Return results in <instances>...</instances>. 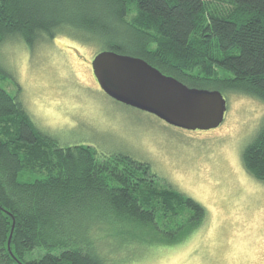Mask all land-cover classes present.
<instances>
[{"label": "trees", "instance_id": "obj_1", "mask_svg": "<svg viewBox=\"0 0 264 264\" xmlns=\"http://www.w3.org/2000/svg\"><path fill=\"white\" fill-rule=\"evenodd\" d=\"M63 34L144 59L190 87L264 102V0H0V44L17 36L33 47ZM242 160L264 183V124ZM24 172L44 177L23 182ZM205 219L150 164L60 146L0 87V264H110L104 236L164 246Z\"/></svg>", "mask_w": 264, "mask_h": 264}, {"label": "rangeland", "instance_id": "obj_2", "mask_svg": "<svg viewBox=\"0 0 264 264\" xmlns=\"http://www.w3.org/2000/svg\"><path fill=\"white\" fill-rule=\"evenodd\" d=\"M99 52L65 34L33 47L9 37L0 44V87L60 146L127 154L150 164L160 184L205 208L206 219L193 234L164 246L104 236L98 244L110 264H264V183L242 160L264 124V102L222 91L228 108L219 128H178L110 98L92 69ZM42 177L24 172L20 179Z\"/></svg>", "mask_w": 264, "mask_h": 264}, {"label": "water", "instance_id": "obj_3", "mask_svg": "<svg viewBox=\"0 0 264 264\" xmlns=\"http://www.w3.org/2000/svg\"><path fill=\"white\" fill-rule=\"evenodd\" d=\"M101 89L113 100L190 131L219 128L227 112L220 90L190 87L144 59L104 50L92 61ZM13 231L10 236V241Z\"/></svg>", "mask_w": 264, "mask_h": 264}, {"label": "flooded vegetation", "instance_id": "obj_4", "mask_svg": "<svg viewBox=\"0 0 264 264\" xmlns=\"http://www.w3.org/2000/svg\"><path fill=\"white\" fill-rule=\"evenodd\" d=\"M92 69H93V67H92ZM94 73V72H93Z\"/></svg>", "mask_w": 264, "mask_h": 264}]
</instances>
